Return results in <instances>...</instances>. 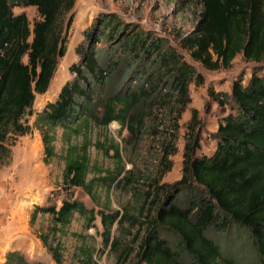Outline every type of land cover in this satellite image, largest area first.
I'll use <instances>...</instances> for the list:
<instances>
[{
  "label": "trees",
  "instance_id": "1",
  "mask_svg": "<svg viewBox=\"0 0 264 264\" xmlns=\"http://www.w3.org/2000/svg\"><path fill=\"white\" fill-rule=\"evenodd\" d=\"M75 2L0 0V147L9 128L23 133L29 129L21 118L32 108L36 92L48 90L59 58L67 51L64 16ZM199 2V19L181 39L195 59L212 69L229 66L237 53L255 62L264 61V0ZM18 5H35L40 18L32 23L26 11L14 10ZM72 20L69 18L68 26ZM84 35L76 47L79 60L70 64L74 77L62 84L57 98L49 101L36 116L47 163L56 154L54 128L58 125L64 129L76 128L72 123L81 116L77 115L79 107L82 105L85 113H89L86 104L92 102L93 83L103 84L120 66L122 56L132 55L133 62L137 63L146 57L150 59V67L143 70L148 74L149 86L143 83L129 93L110 96L104 104V114L96 116L104 124L118 119L133 131L142 121L135 108L143 102L147 104L167 77L172 85L168 98L177 101V120L191 101L190 83L202 80L195 66L165 41L148 31L126 25L119 16L98 15ZM114 39H117L116 44L107 45V48L111 53L120 44L119 52L110 60L109 54L101 58L98 44ZM154 53L157 56L152 58ZM154 66H157L155 75L152 74ZM260 69L261 66H254L245 81L242 78L233 80L230 92H214L217 99L228 102L231 109L217 124L216 146L210 153L196 154L200 139L193 130V123L197 122L198 111L192 112V134L185 144L184 173L175 182L166 183L164 191L149 195L152 198L145 213L147 232L136 250L135 264H237V259L223 251L217 240L209 235L211 226L227 231L233 226L246 228L258 260L264 264V75L260 74ZM175 138L174 134V139L170 138L165 145L162 175L170 168L168 156L176 150ZM114 147L121 157L120 146ZM64 158V181L69 187L87 188L93 195L97 178L88 176L87 143L70 144ZM187 189L193 197L188 205L180 198ZM39 211L50 212L54 222L52 228L63 232H67L77 211L88 218V225L94 218V209L72 196L65 197L59 206L35 204L31 220ZM119 214V211L101 212L105 244L110 242L111 228ZM163 228L175 232L179 238L176 245L163 234ZM44 241L53 258L61 264V243L53 245L48 236H44ZM112 244L118 245L119 238ZM80 249L78 264H101L94 256L93 247L82 245ZM134 250V247L124 248L116 264L127 259ZM3 264L47 263L30 260L21 249L14 248L8 250Z\"/></svg>",
  "mask_w": 264,
  "mask_h": 264
},
{
  "label": "rangeland",
  "instance_id": "2",
  "mask_svg": "<svg viewBox=\"0 0 264 264\" xmlns=\"http://www.w3.org/2000/svg\"><path fill=\"white\" fill-rule=\"evenodd\" d=\"M14 10L26 11L32 23L40 18L35 5H18ZM200 11L199 0H76L72 10L64 16L67 51L59 58L48 90L36 92L32 108L21 118L29 129L23 133L9 128L0 147V264L4 263L8 250L14 248L21 249L30 260L58 264L44 236H48L53 245L61 243V264H78L82 245L93 247L94 256L101 264H116L124 248L134 247L133 253L119 264H135L136 250L147 232L145 213L152 198L149 195L164 191L166 183L175 182L184 173L185 144L192 134V112L198 111L197 122L193 123V130L200 139L196 154L210 153L216 146L217 124L231 109L229 103L219 101L214 92H230L232 81L238 78L245 81L254 66H261L259 72L264 75V61L255 62L242 53H237L229 66L215 69L195 59L181 39L195 27ZM100 14L119 16L126 25L159 37L193 64L202 80L190 83L191 101L177 120V101L168 98L172 85L167 77L147 104L143 102L135 108L142 121L133 131L118 119L104 124L96 116L104 114V104L110 96L129 93L143 83L149 86L148 74L143 70L150 67V59L146 57L137 63L133 62L132 55L122 56L120 66L105 78L103 84L93 83V99L86 104L89 113H85L82 105L79 107L77 115L82 117L72 123L76 128L64 129L61 125L54 128L56 154L47 163L44 161L42 132L36 124L37 113L57 98L67 79L74 77L70 64L79 60L76 47L83 41L85 30ZM71 17L73 20L68 26ZM116 41L98 44L101 58L109 54L110 60L119 52L120 44L111 53L107 48ZM156 56L152 54V58ZM24 58L27 60V55ZM156 68H152L153 75L157 73ZM174 134L176 150L169 154L170 168L162 175L165 145L170 138L174 139ZM85 142L90 154L88 176L97 178L93 195L87 188L69 187L64 181L67 148L70 144L80 146ZM117 144L121 157L116 154L114 146ZM122 166L124 168L119 173ZM185 191L180 198L188 205L193 197L191 190ZM69 196L83 200L94 209L91 225L78 211L67 232L52 228L54 222L50 212L39 211L31 220L35 204L59 206ZM102 211L120 212L112 225L108 244L104 243ZM163 230V234L176 245L179 238L175 232ZM208 233L223 251L237 259V264H261L246 228L233 226L227 231L211 226ZM116 238H119V244L114 246L112 243Z\"/></svg>",
  "mask_w": 264,
  "mask_h": 264
}]
</instances>
